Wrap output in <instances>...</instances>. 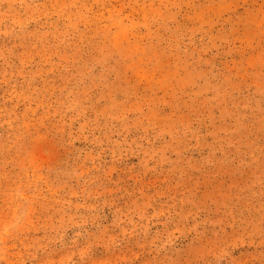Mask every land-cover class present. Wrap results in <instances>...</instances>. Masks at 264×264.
I'll return each instance as SVG.
<instances>
[{"label": "rangeland", "instance_id": "rangeland-1", "mask_svg": "<svg viewBox=\"0 0 264 264\" xmlns=\"http://www.w3.org/2000/svg\"><path fill=\"white\" fill-rule=\"evenodd\" d=\"M0 264H264V0H0Z\"/></svg>", "mask_w": 264, "mask_h": 264}]
</instances>
